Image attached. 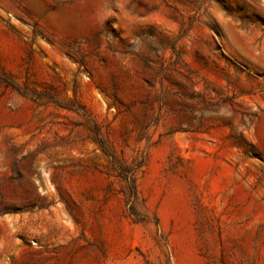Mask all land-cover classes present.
Returning a JSON list of instances; mask_svg holds the SVG:
<instances>
[{"label": "rangeland", "instance_id": "1", "mask_svg": "<svg viewBox=\"0 0 264 264\" xmlns=\"http://www.w3.org/2000/svg\"><path fill=\"white\" fill-rule=\"evenodd\" d=\"M0 264H264V0H0Z\"/></svg>", "mask_w": 264, "mask_h": 264}]
</instances>
